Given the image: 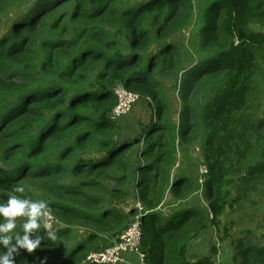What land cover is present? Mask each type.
<instances>
[{"label": "trees", "instance_id": "1", "mask_svg": "<svg viewBox=\"0 0 264 264\" xmlns=\"http://www.w3.org/2000/svg\"><path fill=\"white\" fill-rule=\"evenodd\" d=\"M198 15L192 60L180 36ZM119 86L149 106L128 133L113 113ZM263 88L264 0H0V202L44 200L58 222L30 234L40 245L15 264H82L128 226L137 199L145 264H217L185 256L210 226L235 264H264ZM188 143L207 167L201 197L199 157L172 170ZM253 194L262 228L231 239L221 217Z\"/></svg>", "mask_w": 264, "mask_h": 264}, {"label": "rangeland", "instance_id": "2", "mask_svg": "<svg viewBox=\"0 0 264 264\" xmlns=\"http://www.w3.org/2000/svg\"><path fill=\"white\" fill-rule=\"evenodd\" d=\"M201 21H202V17L199 15L196 16L194 26H192V28L188 29L180 36V39L186 48L187 56L188 57L190 56L192 60H196L199 57V53L195 49L197 45L195 29L199 28L200 25H202V24L199 25ZM167 92L169 93V97L171 98V101L174 103V105H172L174 110L177 111L178 108L180 107V101L178 98L177 90L175 91L174 88L172 90H168ZM133 94L138 96V94L136 93ZM126 101H128V99H126ZM260 103H261V111L262 113H264V88L262 91V97ZM130 105H129L130 109L129 110L127 109L128 111L119 120L120 124H122V127L124 128L123 129L124 133L130 132L132 126L138 124V121L140 119L142 121H145L149 117L148 102L144 100H140L134 103L133 101L130 103ZM184 154L190 161L193 160V158L199 157L200 161L198 163L200 162L205 163L201 149L196 145V143H192V144L188 143L182 148L176 145L174 152L175 165L172 168L173 171L177 168L180 162H182L181 165L183 166L182 168H186L188 166L187 162L183 160L184 158H186ZM198 197H201V194L198 195ZM251 200L255 203L254 205H249L246 209L240 212L227 210L225 214L221 217V223L225 225V228L222 227L221 230L223 232L226 231L227 229L231 236V239L242 235L243 230H245L247 227L254 229L256 228V230H260L262 228L260 226V223H261L262 207H263L261 201L263 199L258 194H253V196H251ZM200 203H204V200L200 199ZM253 211L256 214L252 215ZM51 232L54 234L53 230Z\"/></svg>", "mask_w": 264, "mask_h": 264}, {"label": "clouds", "instance_id": "3", "mask_svg": "<svg viewBox=\"0 0 264 264\" xmlns=\"http://www.w3.org/2000/svg\"><path fill=\"white\" fill-rule=\"evenodd\" d=\"M16 193H24L25 187L18 185L14 188ZM6 202H0V245L7 250L0 251V264H15L14 253L18 254L20 248L32 252L39 245L41 239L30 234L44 227V219L48 215V204L44 200L33 201L26 197L8 195ZM17 217L25 218L21 225V231L17 229ZM49 236L53 234L48 233ZM15 240V244H13Z\"/></svg>", "mask_w": 264, "mask_h": 264}, {"label": "built area", "instance_id": "4", "mask_svg": "<svg viewBox=\"0 0 264 264\" xmlns=\"http://www.w3.org/2000/svg\"><path fill=\"white\" fill-rule=\"evenodd\" d=\"M114 93L118 98V103L113 109L115 116L124 115L130 109V103L133 101L135 103L140 98L139 95H134L131 91L126 90L122 86L117 87L114 90ZM126 99H128V101H126ZM197 170L198 182L201 186L195 193L200 195L204 176L207 173L205 163H198ZM134 211L135 213L128 226L119 234L117 239L110 246H107L100 251L90 252L82 264H117L123 260V253L125 252L137 253L140 258V264H145V253L141 251V225L143 216L147 213V210L144 208L141 201L137 199L134 204ZM57 224L58 222L55 217L48 213L44 221L45 229L49 232L52 230L55 231Z\"/></svg>", "mask_w": 264, "mask_h": 264}, {"label": "crops", "instance_id": "5", "mask_svg": "<svg viewBox=\"0 0 264 264\" xmlns=\"http://www.w3.org/2000/svg\"><path fill=\"white\" fill-rule=\"evenodd\" d=\"M163 210L165 213L169 212L166 208ZM185 256L187 261L191 263L202 258H211L217 264H235L232 259V245L228 241L219 242L211 226L187 243ZM117 264H140V258L137 253L125 252L123 253V260Z\"/></svg>", "mask_w": 264, "mask_h": 264}, {"label": "water", "instance_id": "6", "mask_svg": "<svg viewBox=\"0 0 264 264\" xmlns=\"http://www.w3.org/2000/svg\"><path fill=\"white\" fill-rule=\"evenodd\" d=\"M146 216V214L143 216V218Z\"/></svg>", "mask_w": 264, "mask_h": 264}]
</instances>
